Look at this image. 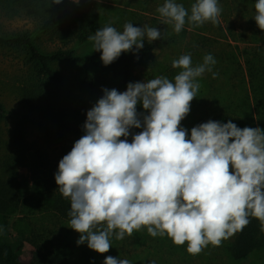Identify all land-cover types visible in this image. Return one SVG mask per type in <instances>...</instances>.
<instances>
[{"label":"clouds","instance_id":"obj_1","mask_svg":"<svg viewBox=\"0 0 264 264\" xmlns=\"http://www.w3.org/2000/svg\"><path fill=\"white\" fill-rule=\"evenodd\" d=\"M254 7V19L264 30V0ZM190 11L176 0L157 8L177 34L186 23L219 24L222 8L219 0H196ZM145 37L151 43L162 34L157 27L128 22L123 31L107 25L88 39L107 66L122 53L134 48L138 53ZM216 63L207 54L193 66L191 54H183L172 61L180 69L174 79L129 82L123 92L102 89L103 96L87 111L85 134L55 174L59 192L70 200L68 227L80 234L78 246L87 243L104 254L113 235L123 240L146 227L152 237L167 235L178 246L187 242V251L196 255L242 231L249 217L264 230V130L209 120L194 126L189 137L181 125L201 88L198 78ZM141 103L147 115L138 113ZM132 128L142 131L129 142ZM104 264L130 261L107 256Z\"/></svg>","mask_w":264,"mask_h":264},{"label":"rangeland","instance_id":"obj_2","mask_svg":"<svg viewBox=\"0 0 264 264\" xmlns=\"http://www.w3.org/2000/svg\"><path fill=\"white\" fill-rule=\"evenodd\" d=\"M74 1L93 6L99 13L102 27L111 25L123 31L124 25L131 22L134 27L147 25L161 31V39L149 43L145 37L143 41L145 45L153 47L157 61L139 71L142 82L158 76L174 79L180 69L173 68L172 61L183 54H191L193 66L203 63L205 55H213L217 63L212 66V72L218 75L213 78L212 72H205L198 78L201 88L197 98L191 102L189 115L181 122L188 132L193 120L217 111L248 120L254 123V128L264 130V30L258 27L254 19L255 7L252 23L241 16L229 19L222 10L219 24L206 22L196 27L186 23L177 34L173 25L164 23V18L157 12L165 0ZM176 2L183 4L190 15L191 5L196 0ZM255 3L256 0L251 4L252 9ZM221 5H224L223 1ZM227 5L232 6V0H227ZM13 6L9 0H0V34L28 29L35 35L36 44L45 51H53L61 45L58 39H52L40 31L33 17ZM244 30L247 33L242 34ZM71 45L79 54L92 51V43L76 42ZM247 59L251 60L254 80L249 77ZM25 60L23 54L0 47V103L7 109V115L0 123V174L14 175L17 179L20 205L6 213V222L12 237L22 245L23 262L38 264L34 242L27 239L35 233H43L56 245L67 247L70 264H104L107 256L128 259L130 264H151L153 261L155 264H175L178 260L174 255L173 240L167 235L152 237L146 227L134 231L132 236L125 235L123 240H117L113 235L109 252L100 254L91 250L87 243L77 245L80 234L68 227L69 221L32 206L34 200L44 193L43 180L49 177L55 179L59 161L71 151L78 139L71 136L66 141L53 140L36 124L24 121V139L19 142L13 140L12 130L26 113L20 100V87L30 75ZM53 65L69 81L83 72L81 67H74L64 61H57ZM137 111L148 114L142 103L138 104ZM132 130L135 134L142 131L137 128ZM3 162L10 166L2 168ZM179 247L182 251V247L185 248L182 254L184 264H237L226 254L220 253V246L209 244L196 255L187 251V242ZM238 264H264V249Z\"/></svg>","mask_w":264,"mask_h":264},{"label":"trees","instance_id":"obj_3","mask_svg":"<svg viewBox=\"0 0 264 264\" xmlns=\"http://www.w3.org/2000/svg\"><path fill=\"white\" fill-rule=\"evenodd\" d=\"M18 10L33 17L37 21L40 31L52 39H58L61 45L53 51L41 49L35 42V35L28 29L0 34V47L8 48L23 54L25 64L29 67V77L20 87V100L26 111L12 130L13 140L24 139V121L36 124L50 139L66 141L73 136L77 139L85 134L83 125L87 120V111L103 96V88L127 90L129 82H142L139 71L157 61V54L150 45H145L138 53H122L112 64L105 66L101 60V51H95L93 42L88 38L97 29L103 28L99 13L91 5H81L74 0H9ZM223 1L224 5H221ZM254 0H232L228 6L227 0H219V4L226 16L243 17L249 23L253 20L251 4ZM222 11V12H223ZM227 20V19H226ZM231 30L232 28L229 27ZM247 30V29H246ZM242 31L247 33V31ZM76 42L92 43V51L79 54L71 45ZM71 45V46H70ZM64 61L74 67H81L83 72L73 80H68L54 63ZM249 63V77L254 80L251 60ZM261 74V73H259ZM7 115V109L0 103V123ZM209 120L227 123L231 120L241 129L254 128V123L217 111L205 117H199L191 123L194 126ZM126 138L132 141L135 134L130 129ZM190 137V134H189ZM121 139H125L122 137ZM2 136L0 133V146ZM10 166L6 162L1 167ZM17 179L14 175L0 174V264H26L22 259V245L16 241L7 226L6 213L15 210L20 205V196L16 190ZM44 193L39 195L32 206L54 213L58 217L70 222V200L63 197L58 190L54 178L43 180ZM250 223L238 231L226 242L220 245V253L226 254L230 260L240 263L254 253L264 249V230L261 222L249 217ZM29 242H34L35 259L38 264H70L67 258V247L56 245L51 238L43 233H35ZM174 245L175 264H184L182 254L184 250Z\"/></svg>","mask_w":264,"mask_h":264}]
</instances>
